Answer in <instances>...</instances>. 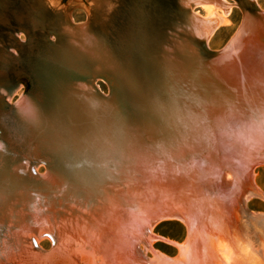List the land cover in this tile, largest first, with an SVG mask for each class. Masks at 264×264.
<instances>
[{
    "label": "water",
    "instance_id": "1",
    "mask_svg": "<svg viewBox=\"0 0 264 264\" xmlns=\"http://www.w3.org/2000/svg\"><path fill=\"white\" fill-rule=\"evenodd\" d=\"M91 1L94 7L89 9L87 23L74 26L70 6L52 8L47 0H12L10 4V0H0V18L12 20L0 32L1 180L40 183L68 170L72 175L103 181L112 177L108 171L122 161L146 165L137 155L121 154L119 141L108 142L105 148L94 144L93 137L101 131L95 119L104 122L113 117L109 111L87 110L91 105L79 99L78 82L101 103L130 99L123 114L152 127L163 125L165 116L177 113L175 102L188 103L190 88L199 96L208 93L200 76L211 63L220 61L223 50L213 52L196 33L194 2ZM17 15L21 21L15 20ZM99 82L110 85L108 95L100 91ZM21 90L23 94L16 99ZM118 130L111 133L117 136ZM259 162L254 160V164ZM39 167L46 169L44 175L38 174ZM102 171L106 174L99 175ZM186 211L170 205L161 206L156 214L183 224L188 216L198 219ZM30 220V231L37 234L38 225ZM147 232L140 231L137 241ZM60 235L47 238L53 249L64 252L58 242ZM31 243L38 250L36 241ZM11 248L17 254L21 251L20 243L13 239L10 248L0 251V264H14ZM69 256L76 258L74 252ZM29 261L26 258V264Z\"/></svg>",
    "mask_w": 264,
    "mask_h": 264
},
{
    "label": "rangeland",
    "instance_id": "2",
    "mask_svg": "<svg viewBox=\"0 0 264 264\" xmlns=\"http://www.w3.org/2000/svg\"><path fill=\"white\" fill-rule=\"evenodd\" d=\"M47 1L49 3V6L52 8H56V6H58V8L70 6V24L74 26H81L86 24L89 17V9L91 7H94V3L91 0ZM11 2L12 0H10L9 4ZM194 3L197 5L194 10L196 13V17L202 20L205 24L211 23L213 25H216L213 34H211L210 38L207 40V45L208 48L213 52H219L223 50L222 58H225L226 60L221 61V64H224L227 68H222L226 72H228L229 70L234 71L235 69L239 71L244 70L245 73H248V75L251 76L252 74L253 76H255V71L260 66L259 58L264 56V0H195ZM15 20L21 21V16L17 15L15 17ZM11 23L12 20H2V18H0V32L3 28H5V25H7L6 27H9ZM20 38L22 40H25L26 36L24 34H21ZM227 46L229 47L226 48ZM253 67L255 70L253 69ZM207 69H209L210 71ZM207 69H205L204 73L209 74L210 77L212 76L211 79L213 80L214 88L217 90L218 93L222 94V96L224 97L223 99H225V101H221L222 103H217L220 106V110L224 111L225 109L222 104H224V102L226 104L232 103L231 100L234 99L233 93L230 91V88L228 87L226 82H223L220 78L215 76V70L212 66L208 67ZM248 81L251 80L248 79ZM200 82L205 85L203 81ZM98 85L100 91L103 94H109L110 85L107 82H99ZM238 85L240 90H242V92L246 94L244 91H247L248 88L245 84V81H243L242 79L241 83H239ZM256 88L258 89V87H255V89ZM81 89L82 93L88 94L92 92L86 87H82ZM250 93L247 94L248 99L254 94H256V91H250ZM22 94L23 90L18 93L16 99L19 98ZM20 100L23 101V97H21ZM108 103L113 108H116L117 105L121 104V101ZM193 103L195 104V106H197L193 109V112H204L203 108H201V104L199 103V101H194ZM188 106L192 107L191 104H189ZM209 112L210 113H207V115L201 118L204 122L200 120L198 121L199 123L195 122L194 124L184 122V125L181 126H177V124L175 123H170L167 125L163 124L154 127V133H158L156 134L158 139L155 142L146 139L147 148L144 149L146 150L145 155H147L149 158L144 160L140 155L138 156V158L142 162H145L146 165L143 167L135 165L131 166L134 167V169L131 170L130 173H132L134 177H138L140 180H143L144 183L152 181H161L163 183L164 187L163 185H160L162 186L159 187L160 191L157 190V186V189L156 187L143 186V188L145 187V190L147 192L144 193L146 196L144 195V197L142 198L145 201H148L149 204L151 200L154 199L152 200V202H154L151 203V206L155 214L161 206H165L163 204L164 201L167 200V202L170 203L180 201L181 203H184L185 206L183 207H185L187 210L189 207V210L191 209L190 212L193 211L192 213L196 215L201 214L203 210H207V214L209 215H206H211L212 217L210 218L212 220L209 219V221L211 220L213 222H209V224L207 225L209 229L207 228V226L202 228V224H199L196 229L197 231L194 232L196 234L193 233V235L190 234V231L188 230L186 224H183L179 221L170 220L169 218H163V220H160L161 222L159 221V223H156L151 233H144L145 236L143 234V236L141 237L143 240L140 239L139 241H137L136 247L134 248L132 253L133 255L126 253L125 256L129 258V260L136 258L141 264H264V159L259 160L261 162L256 163L257 166L253 163L254 165L252 171L250 170L246 173L249 175V179H251L249 180V183H252V186L255 189L252 198H248L249 200L247 199L246 202H243L244 200L242 199V197L238 202H234L230 198H226L228 196L223 197V194L227 193H220V195L222 194L221 198L219 197L220 195L218 196V193L215 194L213 189V183L215 181H213V179L215 178V176H213L209 180H206L205 182H202L203 180L201 181L206 185L205 189H202L203 192L201 191L200 193H198V189L194 186L196 185L195 183L197 181L194 182L192 179L194 176L197 177L198 175L196 173H191L194 171L192 170V168L197 170L199 169V167L200 169L205 168V170H209L212 173H215L213 168L218 166V163L220 165L222 163V168L219 172V175L221 174L220 177H223V172L226 173L225 176L227 178H221L224 183V188L225 190L233 188L234 174H228V165H230V163L228 159H226L229 158V154L231 153L230 144L234 143L233 132H231L229 129H232L233 127H246L248 124L249 126L251 125L250 122L247 123L248 121L245 123V125L240 124L241 119L236 117H233L231 119L226 118L227 122H225V124L224 122L220 123V121H222V119L224 120L225 117L216 114L218 113V109L216 110L215 108V111L213 110ZM237 116L239 115L237 114ZM166 118H170V116H165V119ZM242 119L248 120V118ZM217 120L219 123H217ZM260 122H262V126L260 127H263V129H260L261 131H259V133H261L260 135L261 137H263L264 120L260 119ZM217 125L222 128L219 130ZM139 126L142 127L140 122H138L136 125H131L130 127L141 128ZM213 126L215 127L213 128ZM200 128L202 131L200 130ZM250 128H252V125L250 126ZM250 128H248L249 131ZM216 132L219 133H217L219 136L215 135ZM229 134H231V136ZM250 134L249 136L252 137L256 133L251 132ZM142 135L144 138L149 137V134H147L146 132L142 133ZM220 136L222 137L221 139L223 141L225 140L224 143L227 140L228 143H221L223 141L220 142ZM218 139H220L219 142L221 143V145H227H222L221 147L220 144H217ZM225 151L228 154H226ZM257 152L258 156L264 157V146H261V148L259 146ZM221 154H223L222 157H224L225 154L228 155V157L225 155L224 159L221 160ZM216 156L217 159H215ZM212 158L215 159V162H217L216 164L213 161L214 159ZM225 159L226 164H224ZM184 164L185 166H183ZM199 164L201 166H199ZM194 166L199 167L195 168ZM208 166L210 168H212L211 166H213V168L210 169L208 168ZM126 169L128 168H126L125 165L117 163L110 171H108V173L112 175V177L115 175L113 178H117V176H119L120 174V176H122V174L124 175L127 172ZM186 170L187 173L185 172ZM188 171L191 172L188 174ZM37 172L38 174L44 175L46 173V169L44 167H39L37 169ZM170 174L172 177H170ZM179 176L180 178H178ZM184 177L188 181H185ZM18 180L22 179L19 178ZM8 181L9 180H7L6 183ZM29 181L32 180L29 179ZM178 181L179 183H177ZM175 182L177 184H175ZM188 182L193 183V186H191ZM12 183L17 185L16 180H12ZM169 183L170 186H167V184L169 185ZM217 184L218 182H216V186ZM171 185H174V187H172ZM131 186L133 187V185ZM194 187L195 190L193 191ZM189 188L194 192L193 194L190 193V196L193 195L194 199H189L191 200L190 202L193 201L192 203L189 202V204L188 202H186L185 204V200H188L185 199L188 197L186 190H189ZM182 189L185 190V193H183L184 191ZM150 190H153L154 196L150 195ZM162 190L166 191L164 194L165 196L167 195L166 198H164ZM247 191L249 190L247 189ZM5 192H8L7 189L1 187L0 193ZM211 194H213V196ZM9 195L11 196L12 194ZM12 196H14V194ZM131 196L133 197L132 194L130 195V197ZM208 198L210 201H207ZM215 200H217L218 202ZM219 200H221L222 202ZM7 203L9 206V202H6V205ZM217 203L219 204L216 205ZM192 206L193 208H191ZM212 206L214 208H212ZM180 207L182 208V206ZM216 207H218V210H216ZM14 209L15 211H17L14 212L15 214L11 211H5L13 215H16L17 213L19 215H23L29 214L32 210L30 207L19 205H16ZM213 209H215L216 213L215 211H213ZM210 211L213 212V215ZM214 213L216 215H214ZM6 220L12 222L10 223V226L13 225L18 229L20 228L14 222V219L7 217ZM212 224L214 225V227H212ZM210 228L211 232L209 231ZM198 231L203 232L205 233V235H207L204 238L206 239V241H203L201 236H198V233H200ZM217 232L220 235H217ZM148 233H150L149 235H152L151 238L147 237ZM58 242L61 244L62 240H58ZM0 244L1 249H7L6 245L2 243V241H0ZM36 245L38 247V250L33 249L34 247H30L31 250L33 249L31 257L29 258L30 261L32 257H34L35 260L39 262V264H83L80 254L75 253L76 258L74 259L70 257L66 252H59L58 248L53 249L52 240L50 238H40L38 239V242H36ZM183 246L185 247V250ZM186 249L188 250L187 253ZM86 254L89 255V253L87 252ZM124 254L125 253H123L122 248L118 255L123 256ZM160 258H163V260H160ZM105 261L109 262V264H115L118 263L117 261L119 260L116 257H110V259H107ZM31 262L33 264V262L35 261Z\"/></svg>",
    "mask_w": 264,
    "mask_h": 264
},
{
    "label": "bare ground",
    "instance_id": "3",
    "mask_svg": "<svg viewBox=\"0 0 264 264\" xmlns=\"http://www.w3.org/2000/svg\"><path fill=\"white\" fill-rule=\"evenodd\" d=\"M189 1L194 2L195 0H189ZM215 28H216V25H213L211 23L205 24L202 20L196 17L195 31L200 37L208 40L211 34H213ZM222 57L223 56H221V59L218 63H211V66L215 70L214 72L215 76L220 78L223 82H226L228 87L230 88V91L233 93L234 99L231 100L232 103L226 104L224 102V104L222 105L224 106L225 110L224 111L220 110V106L217 103L218 102L222 103L221 101H225V99H223L224 97L222 96V94L218 93L217 90L214 88L213 80L211 79L212 76L210 77L209 74L204 73V74H201V76L199 75L201 77L199 80L205 83L204 88L207 89L208 93L203 94L202 96H199L197 95L196 91L193 88H190L187 91V96H188L187 100H188V103L191 104L192 107H189L188 103L183 104L184 105L183 106V105H180L179 102H175L174 106L178 109L177 113L174 114L173 116H170V118H166L165 119L166 121L164 122V124L167 125L170 123H175L177 124V126L184 125V122L194 124L195 122L197 123L198 121L202 120L201 118L207 115V113H210L209 111H213V110L215 111V108L216 110L218 109V113L216 114H218L219 116L222 115L223 117H225V119L224 120L222 119L220 123L224 122L225 124V122H227L226 118L231 119L233 117L241 119L240 124H243V125H245L247 121H248L247 123L250 122V124L252 125V128H250L251 125L249 126L248 124L246 126L247 128L246 127H240V128L233 127L232 129H229L231 132H233L234 143L230 144L231 146L228 145L231 148V151H230L231 153L229 154V158L231 160L229 158H226V159H228L230 163V165L227 164L229 166L228 174L229 175L234 174L233 188H230L229 190L227 189L228 191L225 190L224 188V183L221 178H225L226 173L223 172L224 173L222 175L223 177H220L221 174L219 175V172L221 171V168H222V163L221 165L218 163V166L215 165L216 166V167L214 166L215 168L211 166L214 169L215 173H212L209 170H205V168L200 169L199 167L201 166L200 164L198 166L199 167L198 170L192 168V170L194 171L193 172L190 171L191 173H196L198 175L197 177L193 175L194 176V177L192 176L193 179L191 177V179L194 182L197 181L195 183L196 185L194 186L198 189L199 191L198 193H200L202 189H205L206 187V185L202 182H205L206 180H209L210 178L215 176V178L213 179V181L215 180L213 183L214 184L213 189H214L215 194L218 193V196H219L220 193H227V194H223V197L228 196L226 198H230L234 202H238L242 197V199L244 200L243 202H246L248 198L250 197L252 198L255 192V189L253 188L252 183H249V180L251 179H249V175L246 173L249 172L250 170L252 171L253 167L250 169L249 166L250 165L253 166L254 160L264 159L263 156H258V152H257V149L259 146L260 148L261 146H264L263 145L264 135L263 137H261L260 135L261 133H259V131H261L260 129H263V127L262 128L260 127L262 126L261 125L262 122H260V119L264 120V56L259 58L260 66L255 71L256 72L255 76H253L252 74L250 76L248 75V73H245L244 70L239 71L237 69H235L234 71L229 70L228 72H226L222 67L224 68H227V67L224 64H221V61H224L226 59ZM85 58L87 60L89 58V55H86ZM252 76H253V79H252ZM127 78H129V76H127ZM242 79L243 81H245V84L247 88L249 89V90L247 89V91L246 90L244 91L246 94H244L242 90H240L239 85H238L239 83H241ZM248 79H250L251 81H248ZM130 80L132 81V79ZM82 87L85 88L87 86L84 83L78 82L77 88H78V93H79L78 95L79 99L80 100L84 99L89 105H91V106H88V108L85 107L87 110L88 109L91 110V107H92L96 109L98 112L99 111H102V112L109 111L108 114L113 117V118L108 117L109 120H106L104 122H102V120L99 121L98 118L95 119V122L99 123V126H100L98 129V132L100 130L101 131L100 133L97 134L96 137L95 136L93 137L94 144L99 145L101 148H105L107 147L106 144H108V142H113V140L119 141L118 143L122 145L121 154L132 153L137 156L140 155L144 160L149 158L147 155H145L146 150H144L145 148H147L146 139L155 142L158 139L156 136V134L158 133L156 134L154 133L155 129L154 127L149 125V123L147 124V122L131 121L125 116L126 113L123 114L124 105L131 103V100L123 99L121 100V104L117 105L116 108H113L109 103L107 104L101 103L100 101L95 99L93 92L88 93V94L82 93V89H81ZM255 87H258V89L257 88L255 89ZM250 91L251 92L256 91V94H254L248 99L247 94H249ZM194 101H199V103L201 104V108H203L204 112H196V111L193 112V109L197 107L193 105ZM83 102L81 103L82 105H83ZM84 106H86V104ZM179 111H180V114H178ZM237 114L239 116H237ZM242 118H248V120L242 119ZM138 122H140V124L142 125V127L139 126L141 128L130 127L131 125H136ZM217 123H219L218 120H217ZM257 123L259 124V126ZM214 127L215 126H213V128ZM115 128H119L117 136L111 133L115 130ZM218 128L220 130L222 127L218 126ZM248 128H250V131ZM145 132L149 134L148 138L143 137L142 133H145ZM249 132L250 133L253 132L256 134L250 137L251 134ZM217 133L218 132H216L215 135L219 136L218 135L219 133L218 134ZM229 135L231 136V134ZM219 138L221 139L222 137L220 136ZM220 139H218L217 144L221 145V143H224L225 140L223 141L222 139L221 140ZM219 140L220 142L221 141L223 142L220 143ZM231 140H232V137H231ZM225 143H228V140ZM226 145H223V146H226ZM214 155H215V152H214ZM222 155L223 154H221L220 156V158H222L221 160H223L225 157V155L224 157H222ZM226 156L228 157V155ZM215 159H217V156ZM215 159L213 160L214 162H215ZM226 159H225V163L222 161L224 164H226ZM216 163L217 162H215V164ZM118 164L125 165V167L128 168L126 169L127 172L124 175L122 174V176H120L121 175L120 174L119 176H117V178L110 177L108 180L106 179L103 181L95 180L87 176L84 177L83 175H79L77 173L72 175V173L69 172L68 170H64L63 172L58 173V175L53 180L46 181V182H40V183L29 181V180L13 179L17 181V185H15L14 183H12V180H9L6 183L7 180L0 179V188L1 187L6 188L8 191L5 193H0V241H2V243L6 245L7 249L11 247V243L13 239L15 242L17 241L18 243H20V246H21V251L18 254L14 251L13 248H11L10 261L14 264H26V258L29 259L31 257L30 247L32 246V243H31L32 239L38 242V239L46 238L47 235L49 234H55V236H57L58 233L59 234L61 233L60 236L62 237L61 238L62 242L60 244V249L66 252L68 255L70 254V252L80 254L83 264H109V262H106L105 260L110 259V257H116L119 260L117 261L118 263H115V264H126V263L127 264H141L136 258L129 260V258L125 256L126 253L133 255L132 253H133L134 248L136 247L137 238L139 237L140 231L142 232L148 231L151 233L152 229L154 228L157 222L159 223V221L163 220V218L165 219L168 218L165 215L157 216V214L153 212L151 203L154 202V201L152 202V200L154 199H152L149 204L148 201H145L142 198L145 195L144 193L147 192L145 190V187L143 188V186H148V187L157 186L158 189L157 187L156 189L159 190L160 189L159 187H162L160 185H163V183L161 181L160 182L152 181V182L144 183L143 180H140L138 177H134V175L130 173V171L134 169V167H131V166H134L133 164H129L126 161H122ZM183 166H185V164ZM209 166L208 168H210ZM198 167H195V168H198ZM13 170H15V168ZM98 174L102 175L105 173L104 171H102V173L99 172ZM178 178H180V176ZM184 180L186 181L187 179H185L184 177ZM199 182H201L202 185L204 186H202L201 183ZM216 182H218L217 186H216ZM231 182H232V179H231ZM177 183H179V181ZM177 183L175 182V184ZM188 183L191 186H193L192 185L193 183H190V182ZM131 185H133V187ZM167 186H170V183L169 185L167 184ZM171 186L174 187V185H171ZM195 187L193 191L195 190ZM247 189L249 191H247ZM165 190H162L164 198H166L167 196V195L166 196L164 195L166 192ZM183 191H184L183 193H185V190ZM193 191L190 188L189 190H186L188 197L185 199H188V200L189 199L192 200V198L194 199L193 195L190 196V193L192 194L194 193ZM149 192H150V195L154 196L153 190H150ZM9 194H12V195L14 194V196L12 195L10 196ZM131 194L133 195V197L132 196L130 197ZM213 194L211 195L213 196ZM221 196L222 194L219 197L221 198ZM188 200L187 201L185 200V204L186 202L189 203L191 201V200L189 201ZM207 201H210L209 198ZM6 202H9V206H8V203L6 205ZM163 204L167 207L171 205L172 207H175L177 210L181 209L180 206L182 207L185 206L184 203H181L180 201L170 203V202H167L166 200L163 202ZM218 204L219 203H217L216 205ZM16 205L27 206V207H30L32 210L29 214H23V215H19L18 213H17L18 215L7 213V211H11L12 213L17 212L14 209ZM206 205H209V204H206ZM4 206H7V207H4ZM191 208H193V206ZM212 208L214 207L212 206ZM217 208L218 207H216V210H218ZM188 210H189V207H188ZM190 210L189 212L186 211L185 213H188L190 215H196L192 213L193 211L190 212ZM213 211H215V209H213ZM203 212L199 215H196V218L201 220L200 223L199 222L198 223L202 224V228L206 227L209 224V222L211 223L213 222L211 221L212 219L210 218L212 216L211 215L207 216L209 215L207 214L208 213L207 210L205 211L203 210ZM212 213L213 212H211V214ZM215 213L214 215H216ZM27 215H30V216L28 217ZM7 217L14 219V222L20 227L19 229L14 227L16 229V233L15 232L13 233V231L10 232L11 231L10 223L12 222L7 221L6 220ZM30 218H32V221L38 225L37 234L30 231V228H31ZM193 218L188 216L187 218H185V222H184L186 223V226L188 227L190 234H193L195 231H197L196 230L197 226H199L196 223L198 219L196 220ZM209 219L211 220L209 221ZM212 227H214V225ZM209 231L211 232V228ZM150 233L147 234V237L149 238L152 237V235H149ZM198 234H199L198 236H201L203 241L204 240L206 241V239H204L207 236L205 235V233L200 232ZM217 235H220V234L217 232ZM141 240L143 239L141 238ZM122 248H123V253L125 254L123 256H120L118 254ZM183 248L185 250L184 246ZM2 250L3 249H1L0 251ZM98 250L100 251V254L99 253L96 254ZM187 251L188 250L186 249V253ZM86 252L89 253V255H87ZM160 260H163V258H160ZM31 261H35L33 262V264H39V262L35 260L34 257H32ZM31 261H29L30 264H32Z\"/></svg>",
    "mask_w": 264,
    "mask_h": 264
}]
</instances>
